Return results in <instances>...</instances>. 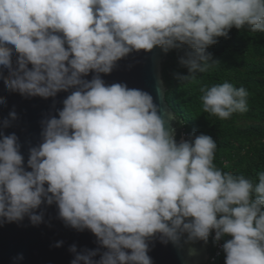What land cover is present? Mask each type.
<instances>
[{"label":"clouds","instance_id":"1","mask_svg":"<svg viewBox=\"0 0 264 264\" xmlns=\"http://www.w3.org/2000/svg\"><path fill=\"white\" fill-rule=\"evenodd\" d=\"M232 27L264 32V0H0L5 87L43 98L75 89L58 118L42 121L27 167L17 135L0 133V223L27 216L38 225L44 213L35 210L55 203L66 225L90 230L100 245H71V264H153L152 238L181 247L213 232L214 243L231 237L225 264H264V172L254 183L223 171L210 135L177 142L150 93L101 76L134 51L186 45L188 74L178 79L195 83L219 63L207 49ZM200 92L204 113L228 119L248 110L243 86Z\"/></svg>","mask_w":264,"mask_h":264},{"label":"water","instance_id":"2","mask_svg":"<svg viewBox=\"0 0 264 264\" xmlns=\"http://www.w3.org/2000/svg\"><path fill=\"white\" fill-rule=\"evenodd\" d=\"M168 58L159 46L152 51H134L117 62L110 74H101L106 84L126 83L129 88L141 89L150 93L159 107V113L166 121V127L172 131L177 142L184 140L178 137L177 117L175 111L166 100L167 87L163 82L162 63ZM16 55H13L15 62ZM31 67V65H29ZM7 75V69H3ZM94 73H89L85 79L91 80ZM61 91L55 97L24 96L19 92L9 91L0 78V97L6 104H0V133H15L21 145L20 151L25 158V167L29 156V148L38 146L42 142V121L53 115L58 118V110L63 108V100L71 94ZM15 111L17 118L11 120L9 113ZM171 114V115H170ZM8 118L11 126L3 127V121ZM2 138V136H0ZM28 170H31L30 168ZM37 214L44 213V220L33 225L25 216L22 221L0 223V264H71L75 254L70 246L75 244L77 251L96 249L100 247L97 237L88 229L79 231L59 217L58 206L42 204L35 210ZM186 235V234H185ZM62 245L57 247V242ZM177 247L171 242L164 244L159 237L150 241L149 255L153 264H207L211 251L207 243L202 240L184 243ZM194 249V254H190ZM106 251V249H101ZM23 254L22 260L15 259ZM97 255L94 259H99Z\"/></svg>","mask_w":264,"mask_h":264},{"label":"trees","instance_id":"3","mask_svg":"<svg viewBox=\"0 0 264 264\" xmlns=\"http://www.w3.org/2000/svg\"><path fill=\"white\" fill-rule=\"evenodd\" d=\"M187 50L186 45L169 50L161 68L167 87L165 97L177 117L178 137L183 128L190 139L200 134L210 135L217 142L216 166L258 183V174L264 172V32L232 27L227 38L219 37L218 43L207 49L212 62L219 63L207 73H197L195 83L178 79V74H188V68L180 63ZM225 81L248 90V110L220 119L203 112L200 88ZM230 238L226 236L222 242ZM207 244L214 253L212 234ZM225 261L226 253L222 250L214 262L207 264H225Z\"/></svg>","mask_w":264,"mask_h":264},{"label":"built area","instance_id":"4","mask_svg":"<svg viewBox=\"0 0 264 264\" xmlns=\"http://www.w3.org/2000/svg\"><path fill=\"white\" fill-rule=\"evenodd\" d=\"M181 136L184 140H189V135L188 133L184 130V128L182 129L181 131ZM215 233L213 232L212 233V236L214 237ZM215 250H214V253H211V256H210V259H209V262H214L216 260V258L221 254L223 248H222V245H223V242H222V239L219 241V242H215Z\"/></svg>","mask_w":264,"mask_h":264}]
</instances>
